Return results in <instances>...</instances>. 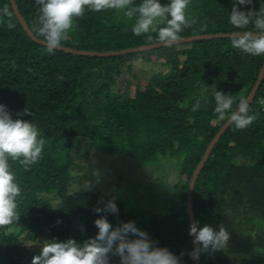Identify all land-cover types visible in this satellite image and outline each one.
I'll return each instance as SVG.
<instances>
[{"label": "trees", "instance_id": "16d2710c", "mask_svg": "<svg viewBox=\"0 0 264 264\" xmlns=\"http://www.w3.org/2000/svg\"><path fill=\"white\" fill-rule=\"evenodd\" d=\"M32 34L40 6L35 0H13ZM142 0H134L138 6ZM168 4L169 0H160ZM244 12L264 11V0L240 5L237 0H191L187 17L194 19L181 36L215 32L256 31L230 23L233 5ZM8 7L11 17L3 15ZM254 19V18H253ZM15 25L9 29L7 24ZM136 16L124 11L85 9L74 19L62 45L76 50L107 51L159 41L156 32L134 35ZM159 25L158 27H164ZM151 37V39H149ZM163 45L138 52L107 56L76 55L32 40L14 16L8 0H0V104L12 119L37 126L46 141L40 158L25 168L9 159L21 188L18 220L0 227V264H31L41 249L24 242L43 231L47 242L95 238V220L105 218L115 229L129 221L147 234L154 247L165 248L179 264H193L192 239L185 211L188 180L197 161L220 125L214 94L233 98L232 110L249 91L264 55L251 56L232 47L231 36L191 39L174 44L172 56H159L160 86L135 79L132 94L117 90L120 63ZM143 87L139 88L138 86ZM264 72L248 102L257 119L245 129L229 123L220 133L199 170L191 194L197 227L229 233L226 246L198 252V264H264ZM200 102V108L193 106ZM185 104V107H180ZM28 109L31 115L23 114ZM231 112L226 115H230ZM189 118L193 122H189ZM71 137H89L94 149L131 158L144 165L164 160L177 166L179 186L167 212H152L138 200L115 198L96 190L68 193ZM56 200L54 203L51 200ZM109 201L118 211L105 210ZM99 208L97 212L95 209ZM129 240L138 237L129 233ZM239 253L236 260L229 252ZM108 264H121L109 253Z\"/></svg>", "mask_w": 264, "mask_h": 264}, {"label": "clouds", "instance_id": "9594fccd", "mask_svg": "<svg viewBox=\"0 0 264 264\" xmlns=\"http://www.w3.org/2000/svg\"><path fill=\"white\" fill-rule=\"evenodd\" d=\"M40 6L37 27L34 31L46 45L49 53L61 47L62 42L69 38L74 27V19L82 17L85 9L99 12L108 9L124 11L131 20L136 16L132 28L134 35L156 32L158 40L165 47H172L181 40L180 33L195 23L187 17V8L191 0H169L161 4L160 0H142L138 6H132L134 0H35ZM240 5L251 4L252 0H237ZM3 15L11 17L8 7ZM254 18V19H253ZM254 22L256 31L236 32L231 34L232 47L251 56L264 55V11L244 12L236 5L230 15V23L236 28H246ZM165 25L164 27H158ZM9 29L15 27L11 22ZM151 39V37H149ZM215 112L220 121L228 120L237 129H245L256 119L249 114L248 101L241 99L237 110L231 111L233 98L220 91L214 94ZM181 104L180 107H185ZM200 102L192 110L200 108ZM231 112L230 115H226ZM23 114L31 115L28 109ZM189 122H193L189 118ZM46 141L36 125L21 119H12L4 105L0 104V227L11 225L18 220V198L21 188L11 171L9 159L19 161L25 168L37 162ZM105 210L111 213L118 211L114 202L109 201ZM95 211L99 212L97 208ZM98 233L95 238L86 240L83 245L74 239L64 242H46L39 255L32 258L31 264H108V254L119 255L121 264H179V259L165 248L154 247L147 234L135 227L134 222L123 223L113 228L103 217L95 220ZM129 233L137 239L129 240ZM190 235H194V243L202 250H219L226 246L229 233L223 226L219 231L204 225L198 228L196 223L190 226ZM191 253V258H198V251Z\"/></svg>", "mask_w": 264, "mask_h": 264}, {"label": "rangeland", "instance_id": "374dc122", "mask_svg": "<svg viewBox=\"0 0 264 264\" xmlns=\"http://www.w3.org/2000/svg\"><path fill=\"white\" fill-rule=\"evenodd\" d=\"M173 49L153 50L137 58L126 57L120 63L117 90L132 94L137 78L143 82H152L160 86L162 80L156 77L164 65L158 60L172 56ZM139 88L143 87L139 84ZM69 176L67 192L96 190L115 198L130 197L138 200L148 210L167 212L171 198L179 188L177 166L156 161L152 165L140 164L131 158L115 153H107L89 145V137H71L69 139ZM56 200H51L55 202ZM24 242L30 247L42 249L47 242L43 231ZM229 257L236 260L239 253L229 252Z\"/></svg>", "mask_w": 264, "mask_h": 264}, {"label": "water", "instance_id": "95a60500", "mask_svg": "<svg viewBox=\"0 0 264 264\" xmlns=\"http://www.w3.org/2000/svg\"><path fill=\"white\" fill-rule=\"evenodd\" d=\"M11 6V9L13 11L14 16L17 18L19 24L21 25V27L23 28V30L25 31V33L34 41L44 44L42 42V39L35 37L32 32L30 31V29L28 28L27 24L25 23L23 17L21 16V14L19 13L18 9H17V5L14 3L13 0H8ZM236 32H245V31H232V32H215V33H207V34H192V35H187V36H181V41H187V40H191V39H206V38H215V36H231L232 33H236ZM254 32V31H253ZM45 45V44H44ZM163 45L160 41H154V42H150L149 44H145V45H140V46H135V47H125V48H121V49H116V50H107V51H95V50H76L70 47H66L65 45H61V47H59L58 49L65 51V53H70V54H76V55H96V56H107V55H112V54H122V53H126V52H138V51H142V50H148L150 48H154V47H158ZM264 72V59L263 62L257 72L256 78L254 80V82L252 83L249 91L247 92V94L244 96L243 99H246L248 102H250L253 98V95L256 91V88L259 84V81L263 75ZM238 107V106H237ZM237 107L234 109L237 110ZM229 124L228 120H225L224 122L221 123L219 129L216 131V133L213 135V137L210 139V141L208 142V144L206 145L203 154L201 155V158L199 161H197V163L194 166V169L192 170V173L190 175V178L188 180V188L186 189V193H185V211L188 217V221H189V226H191L194 223V219H193V213H192V207H191V194H192V189H194V181L195 178L199 172V170L201 169L203 163L206 161L209 152L211 150V148L213 147L214 143L217 141L220 133L225 129V127ZM191 239H192V247H193V251L194 250H198V246L197 244H195L193 241L195 239L194 235H191ZM198 258L197 259H193V264H198L199 263V255L200 253H197Z\"/></svg>", "mask_w": 264, "mask_h": 264}, {"label": "built area", "instance_id": "2783aa9c", "mask_svg": "<svg viewBox=\"0 0 264 264\" xmlns=\"http://www.w3.org/2000/svg\"><path fill=\"white\" fill-rule=\"evenodd\" d=\"M262 103H263L262 109L264 110V100H263V102H262Z\"/></svg>", "mask_w": 264, "mask_h": 264}]
</instances>
